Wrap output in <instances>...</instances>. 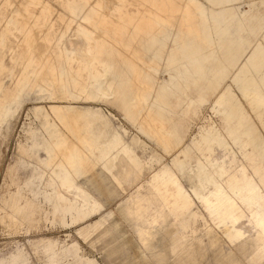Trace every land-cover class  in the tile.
Segmentation results:
<instances>
[{"label":"rangeland","instance_id":"rangeland-1","mask_svg":"<svg viewBox=\"0 0 264 264\" xmlns=\"http://www.w3.org/2000/svg\"><path fill=\"white\" fill-rule=\"evenodd\" d=\"M169 6L173 24L154 25L153 18L167 19ZM196 6L207 19L208 42L197 31ZM190 17L195 33L186 26ZM147 33L163 38L144 65L135 62L133 46L122 50L116 42L138 46ZM91 44L97 50L88 51ZM102 45L109 55L121 49L144 78L155 80L145 97L112 99L111 73L95 60ZM256 49L264 54V0H0V264H264V229L230 190L238 180L262 187L264 65L246 74L255 84L244 92L233 82ZM203 59L204 70L195 72L191 63ZM86 69L102 76L82 93L67 78L85 86ZM44 70L57 90L40 77ZM167 77L158 98L157 83ZM54 90L59 100L49 99ZM85 93L96 99L69 98ZM53 104L96 112V132L111 136L79 144L50 111ZM223 105L233 111L229 120L219 111ZM240 124L233 141L229 131ZM60 137L84 159L74 168L69 149L57 150ZM204 139L222 144L207 149ZM110 140L116 144L105 152ZM127 156L139 165L133 175H125ZM65 177L71 188L62 184ZM158 180L180 187L190 205L180 208L176 188L160 187L168 193L164 218L152 206L136 218L137 198L155 193ZM215 187L242 211L230 235L226 214L206 210Z\"/></svg>","mask_w":264,"mask_h":264},{"label":"bare ground","instance_id":"bare-ground-1","mask_svg":"<svg viewBox=\"0 0 264 264\" xmlns=\"http://www.w3.org/2000/svg\"><path fill=\"white\" fill-rule=\"evenodd\" d=\"M189 1L191 2V0H189ZM206 1L211 2L214 0H206ZM17 10H18V7H17ZM15 12H16V10H15ZM21 12H22V10H21ZM167 12H168L167 19L162 20L161 18L156 17V18H153L152 23L154 25H159L161 27L171 26L173 24V21L175 18L173 7L169 6L167 9ZM21 16H23V15H21ZM25 16H27V15H25ZM194 18H196V21H197V27H198L197 31L200 34V38H202L203 40L208 42L210 36L207 35V33H208L207 32L208 31L207 19L205 17L204 11L200 8V6H196ZM124 20H125V16L120 17V21H124ZM186 22H187L186 26L188 28V31L195 33L194 30L191 29V22H192L191 17L187 18ZM151 29L152 28H150V30ZM41 30H42V28H41ZM100 32H102V31H100ZM136 32H137V29L134 27L132 29V33L134 34ZM122 34H124V33L122 32ZM162 38L163 37H159L156 39L155 36L153 35V33H150V34L147 33L146 38L138 46L134 45L133 42H131V41L122 42V39H121V41H116V42L118 45L121 46L122 50L129 49V47L133 46L134 47L133 57L136 59L135 62H137V60H138V61L142 62L144 65L146 63H149V57H154L157 55V53H158L157 51L159 48L158 46H159L160 42L162 41ZM30 42H31V40H30ZM95 49H96L95 44L94 45H92V44L88 45V48H87L88 51L95 50ZM121 49L113 48L112 52L109 55L105 51L106 47L104 45H102L101 49H100V47L98 48V52L96 53V56H95V60H96L97 64L101 68H103L104 73L105 72L111 73L112 77L109 80L108 85L116 87V91L113 94L112 99H115L117 96H125V94H127V93H133L135 96L139 95L140 97H145L146 94H148L150 89L153 87V83H151V82H153L155 80L151 76L144 78L143 76H145V74L142 75L140 70L138 68L136 69V67H137L136 63H134L131 60V58L124 56L122 54L123 51ZM56 52H59V51L57 50ZM77 52L78 51H76V53ZM42 53H39V54L42 55ZM84 54H86V53H83V55ZM35 55H34V57H36ZM37 55H38V53H37ZM80 56H82V55H80ZM80 56H78V58ZM103 56H105V58ZM82 58H84V57H82ZM82 58H81V60H82ZM205 62L206 61H204V59H203L199 62H196V63L193 62L191 64H194L195 72H197V71H203L204 70L203 66H204ZM263 65H264V54L262 53L261 50L256 49L251 54V56L248 58L247 67H243L240 70V74H241L240 77L233 79L234 84L239 89H242V92H244L243 88L245 86H248V85L254 86L255 83L253 82V79L251 77H246V74L248 72L257 73L263 67ZM86 70H87V74L89 77V81H88L87 85H85V86H83V83L77 82L75 79L69 80L67 78L68 82H71L73 85H75L77 87L78 91H80L82 93L85 92L86 87H89V85H91V83H93V81H97L98 80L97 78L102 76V75L96 76V73L94 75V73L91 72V69H86ZM135 70H137L136 74H135ZM94 72H97V71H94ZM40 77L49 86H51V87L56 86V78L54 77L52 72H50L49 70H44L40 74ZM143 80L144 81L146 80V83ZM170 81H171V79L169 77H167L165 80H161L160 82L157 83L158 98L161 97L160 95H161L162 91L164 90V86L166 85V83L170 82ZM260 82L262 85H264V73L262 74V76L260 78ZM56 88L57 87H55V89ZM60 89H59V91H61ZM57 95L59 96L62 94L60 93ZM57 95H56V92L54 90V92L49 95V99L55 100L58 98V97H56ZM69 98L72 100L81 99L83 101L96 99V97H94L90 94H87V93H85V95L82 98L78 97V96H73V95H69ZM60 99H62V98H60ZM57 100H59V99H57ZM97 100L99 101L100 98H97ZM120 101L124 102V98H121ZM75 106L71 107V106H61V105L53 104V105L49 106V109L52 112V114L54 115V117L61 123L62 127L67 132H69L70 133L69 135H71L79 144H82L86 140H89L91 143H95L97 141L98 137H100L99 141H101L102 139L105 140V135L107 136L111 132L110 133L107 132L108 134H104V136L100 134V133H102V131L99 133L100 136L96 132L97 130H99V128L95 130V125H96V122L98 121V114L94 111L89 110V109L81 108L78 106L75 107ZM70 109L73 111V113H71V114L68 113V111ZM219 111H220V113L223 114L225 120H229L231 118L232 113H233V111L231 109L226 108L224 105L219 109ZM48 124H51V123H48ZM104 124L107 125V123H104ZM104 124L102 123L103 126L101 124H98V125H101V128H102V127H105ZM107 127H109V124ZM55 128L57 129V126ZM101 128H100V130H101ZM108 129H110V128H108ZM104 132H105V129H104ZM241 132H242V128H241V124H240V125H237L232 130L229 131V137L234 141V139H236L237 135L240 134ZM60 133L62 135V131ZM244 135H245V133H244ZM101 136H103V138ZM110 136H111V134H110ZM64 137H66V136H64ZM64 137H60V143L57 146V148H58L57 150L60 151V154H61V151L63 149H66V152H67V149H69V154H66L67 159H69L68 164H70V166H72L74 168L78 164H80L82 161H84V159L82 158L81 154L78 152L79 148L78 149L75 148V144L72 141L67 140L69 138L68 136L66 137L67 139ZM115 142L116 141H114V140L108 141L104 151L106 152L111 147H113V145L116 144ZM203 142L205 143L207 149H210L213 144H217V145L222 144V142L220 140L219 141H216V140L215 141H212V140L208 141L207 139H204ZM82 146H84V145H82ZM38 148H42V145L38 144ZM263 153H264V151L262 152V154ZM62 155H64V154L62 153ZM131 159L132 158L129 156L126 157V161L128 163L126 164L125 175H133V172L131 173V171H134L132 169V167H135V166L137 167V165H138V163H136V162L132 163ZM106 165H108V164H106ZM210 168H212V167H210ZM190 175H189V177H190ZM203 175L205 176V179L208 180L207 173H203ZM189 177H185V179H184V180H186L188 185H189V183L190 184L192 183L193 178H194L193 176H191L192 178H189ZM258 177H259V182H260V185L262 186L261 187L262 189L257 184H254L250 181L238 180V184H234L233 186H231L230 190L234 194L237 202L240 203V206H242L244 209H246L250 212L251 219L257 223H260V225L264 229V174L259 175ZM181 178H183V177H181ZM71 182H72V180L70 178L65 177L63 179L62 184L65 185L67 188H71V186H72ZM241 182H242V184H240ZM156 184L157 185L155 187V193H151L150 195H148V197H146V199H144L147 206H141V203L144 201L142 196L137 198L136 203L134 204L136 206V208H135L136 209L135 210V217L136 218H141V214H142L141 210L147 209L150 206H152L155 209L158 217L162 216L164 218V216H165L164 210H165L166 201H167L166 195H168V193H167V191L163 192L160 187H163L164 189H166L169 185L175 187L176 188L175 189V192H176L175 197L180 204L179 207L185 208V207L190 205L186 196L182 192L181 188L177 187V185H174V183H168L166 181L158 180V181H156ZM195 188L198 189L199 187H195ZM192 190L196 193L194 188H192ZM109 196H110V193H109V195H107V197H109ZM210 198L211 199L207 198L205 200L206 210L209 212V214H215L217 216L219 215L220 218H221V216H223L222 214H224V213L226 214V219L228 220V223L231 224L230 227L226 228L227 229L226 233L228 235H230L231 234L230 229L233 227L234 222L237 221L238 219H240V217H241L242 211H241L240 206H238L237 202H235L234 204L232 201L230 202V198H228L226 195H224L223 192L218 187H215L210 192ZM118 210H120V214L128 222V224L135 231V233H138V234L140 233V235H142L143 234L142 230H141L142 228L140 225L135 224V219L130 220L128 218V213L125 211V209L118 208ZM236 212H238V213H236ZM43 220H44V218H43ZM223 221H225L224 218H222V220H221L222 224H224ZM147 234H148V232H147ZM143 237H142L141 241H143Z\"/></svg>","mask_w":264,"mask_h":264}]
</instances>
